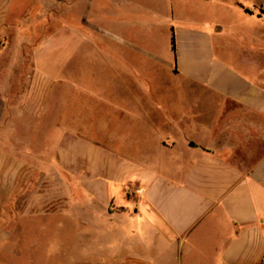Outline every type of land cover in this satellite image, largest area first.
<instances>
[{
	"label": "crops",
	"instance_id": "0c3cea01",
	"mask_svg": "<svg viewBox=\"0 0 264 264\" xmlns=\"http://www.w3.org/2000/svg\"><path fill=\"white\" fill-rule=\"evenodd\" d=\"M166 1L173 8L164 17L157 10L143 11L141 0H123L120 16L111 17L105 29L88 27L90 41L104 38L112 54L121 52L122 95L114 99L128 120L120 133L134 146L122 156L103 151L110 150L108 145L90 146L95 168L90 191L96 190L109 224L104 240L92 239L99 245L95 252L72 264H264V72L254 70L253 64L228 62L216 47L226 28L196 23L179 8L217 6L224 13L238 8L242 14L240 2L264 21V0ZM13 3L0 0V60L21 25L41 29L38 36H44L50 32L52 14L56 27L33 52L39 80L30 78L31 84H48L42 51L48 44L61 45L67 33L64 12L60 16L59 5L46 0L38 13L32 8L36 2L28 0L32 10L24 11L25 4L11 19ZM74 16L76 55L84 34L81 15L75 11ZM163 26L171 50L176 36L177 62L169 50L171 62L164 69L177 78L178 86L164 96L143 88L131 98V87L139 90L147 80H159L155 32ZM253 46L264 51V44ZM38 100L37 95L28 100L33 115ZM164 100L169 110L160 108ZM106 128L100 122L97 129ZM120 174L133 176L136 184L126 191L132 200L126 207L115 205L109 188L105 194L92 188L99 186V176L116 182ZM25 257L11 253L8 264H34Z\"/></svg>",
	"mask_w": 264,
	"mask_h": 264
},
{
	"label": "rangeland",
	"instance_id": "374dc122",
	"mask_svg": "<svg viewBox=\"0 0 264 264\" xmlns=\"http://www.w3.org/2000/svg\"><path fill=\"white\" fill-rule=\"evenodd\" d=\"M34 1L32 8L39 13L46 0ZM48 1L59 5L60 16L64 12L67 29L60 46L48 44L42 51L48 84H34L40 74L36 72L33 52L56 27L52 14L50 32L41 34L44 36H38L41 29L36 31L29 25L27 30L21 25L15 36H10L7 51L0 60V264H8L11 253L31 258L34 264L87 260L99 246L92 239L104 240L109 224L96 190L90 191L95 174L89 159L90 146L108 145L110 150H102L119 156L134 146L120 133L128 120L117 109L121 103L114 99L122 95L121 52L112 54L104 38H92L93 41L88 38L89 26L102 30L111 23V17L120 16L123 0H82L77 2L76 10L75 0ZM141 1L143 11L157 10L163 17L173 8L166 0ZM25 4L28 7L24 11L32 10L28 0H14L10 18ZM243 4L239 2L242 14L238 8L225 13L217 6L208 10L202 5L183 4L179 8L196 23L226 28L217 37L216 47L228 62L253 64L254 70L264 72V51L253 46L264 44V21H258L261 17L247 12ZM75 11L82 17L80 30L84 34L76 55ZM155 34L156 63L161 64L159 80L149 84L147 80L139 90L131 87V98L142 94L143 88L147 94L151 90L155 96H164L178 86L177 78L164 69L171 62L165 27H159ZM30 78H34L33 84ZM36 95L40 100L33 104L32 112L36 113L33 115L28 100ZM168 104L164 100L160 108L169 110ZM100 122L107 127L105 130L97 129ZM132 177L120 174L116 182H110L99 176V186L92 188L104 194L109 188L115 205L126 207L132 203L126 191L136 187ZM96 224L101 225L96 228ZM15 263L25 264L22 260Z\"/></svg>",
	"mask_w": 264,
	"mask_h": 264
},
{
	"label": "trees",
	"instance_id": "16d2710c",
	"mask_svg": "<svg viewBox=\"0 0 264 264\" xmlns=\"http://www.w3.org/2000/svg\"><path fill=\"white\" fill-rule=\"evenodd\" d=\"M247 12L251 13V11L248 10V9H247ZM172 51H173L174 60H175V63H176L177 62V42H176L175 33H173V36H172Z\"/></svg>",
	"mask_w": 264,
	"mask_h": 264
}]
</instances>
